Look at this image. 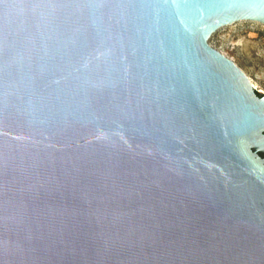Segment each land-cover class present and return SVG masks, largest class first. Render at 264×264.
Instances as JSON below:
<instances>
[{"label":"water","instance_id":"1","mask_svg":"<svg viewBox=\"0 0 264 264\" xmlns=\"http://www.w3.org/2000/svg\"><path fill=\"white\" fill-rule=\"evenodd\" d=\"M264 0H0V264H264V93L210 43Z\"/></svg>","mask_w":264,"mask_h":264},{"label":"rangeland","instance_id":"2","mask_svg":"<svg viewBox=\"0 0 264 264\" xmlns=\"http://www.w3.org/2000/svg\"><path fill=\"white\" fill-rule=\"evenodd\" d=\"M210 43L234 59L264 92V24L242 20L224 26L210 38Z\"/></svg>","mask_w":264,"mask_h":264},{"label":"bare ground","instance_id":"3","mask_svg":"<svg viewBox=\"0 0 264 264\" xmlns=\"http://www.w3.org/2000/svg\"><path fill=\"white\" fill-rule=\"evenodd\" d=\"M252 21V20H251ZM256 22H258V23H261V24H264V23H262V22H260V21H256ZM251 81L253 82V84H254V86L256 87V88H258L259 87V85L257 84V82L251 77ZM261 91H262V89H261ZM263 92V91H262Z\"/></svg>","mask_w":264,"mask_h":264},{"label":"flooded vegetation","instance_id":"4","mask_svg":"<svg viewBox=\"0 0 264 264\" xmlns=\"http://www.w3.org/2000/svg\"><path fill=\"white\" fill-rule=\"evenodd\" d=\"M258 90V89H257ZM259 91V90H258ZM260 92H262V91H260ZM262 93H264V92H262ZM262 156H264V154H262Z\"/></svg>","mask_w":264,"mask_h":264},{"label":"built area","instance_id":"5","mask_svg":"<svg viewBox=\"0 0 264 264\" xmlns=\"http://www.w3.org/2000/svg\"><path fill=\"white\" fill-rule=\"evenodd\" d=\"M257 89V88H256Z\"/></svg>","mask_w":264,"mask_h":264}]
</instances>
